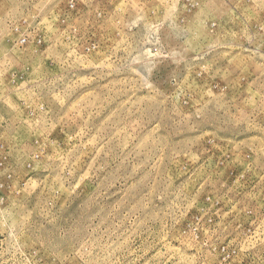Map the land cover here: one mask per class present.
I'll list each match as a JSON object with an SVG mask.
<instances>
[{
  "label": "rangeland",
  "instance_id": "rangeland-1",
  "mask_svg": "<svg viewBox=\"0 0 264 264\" xmlns=\"http://www.w3.org/2000/svg\"><path fill=\"white\" fill-rule=\"evenodd\" d=\"M0 264H264V0H0Z\"/></svg>",
  "mask_w": 264,
  "mask_h": 264
}]
</instances>
